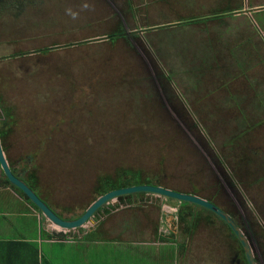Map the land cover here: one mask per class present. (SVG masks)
Returning a JSON list of instances; mask_svg holds the SVG:
<instances>
[{
  "label": "rangeland",
  "instance_id": "rangeland-1",
  "mask_svg": "<svg viewBox=\"0 0 264 264\" xmlns=\"http://www.w3.org/2000/svg\"><path fill=\"white\" fill-rule=\"evenodd\" d=\"M76 2L0 0V124L14 129L7 153L21 158V172L60 210L89 207L98 179H118L123 170L214 198L238 221L255 263L264 264L258 111H229L232 96L212 95L220 72L193 61L194 46L176 44L181 32L134 31L131 15L121 21L113 8L72 7ZM131 205L134 214L166 217L164 230L201 249L204 264L247 263L228 228L200 206L137 193L100 214ZM192 215L210 218L211 226L202 222L189 234Z\"/></svg>",
  "mask_w": 264,
  "mask_h": 264
},
{
  "label": "crops",
  "instance_id": "crops-1",
  "mask_svg": "<svg viewBox=\"0 0 264 264\" xmlns=\"http://www.w3.org/2000/svg\"><path fill=\"white\" fill-rule=\"evenodd\" d=\"M85 4L86 9L113 8L121 21L122 14L131 15L134 31L166 29L172 36L181 32L176 44L194 46L193 61L209 62L220 72L212 75L216 86L212 95L232 96L226 98L233 105L229 111L257 110V119L264 120V0H79L72 7ZM185 30L195 33L185 35ZM2 126L0 140L13 173L58 216L77 219L80 209L60 210L26 182L21 158L7 153V138L14 129L8 133ZM6 178L0 165V264H204L201 249L188 247L164 230L163 224L169 223L164 216L134 214L131 205L114 214L100 211L93 216L95 221L82 227L62 229Z\"/></svg>",
  "mask_w": 264,
  "mask_h": 264
},
{
  "label": "water",
  "instance_id": "water-1",
  "mask_svg": "<svg viewBox=\"0 0 264 264\" xmlns=\"http://www.w3.org/2000/svg\"><path fill=\"white\" fill-rule=\"evenodd\" d=\"M0 165L2 167V170L4 174L7 176L8 180L17 186L19 189L22 190V192L26 195V197L55 225L59 226L62 229H76L79 227H82L86 223H88L93 216L96 214V212L103 207L105 204H108L110 201L119 198L120 196L125 195H133L137 193H151L158 196H162L165 198H170L173 200H178L180 202H187L191 204L198 205L202 208H205L207 210H210L213 212L216 216H218L222 221H224L232 230V232L235 234L239 242L241 243L248 264H256L253 253L250 247V244L244 235L243 231L240 229V227L237 225L235 220L228 215L226 212H224L220 207L215 205L214 203L193 195V194H186V193H180L171 189H167L161 186L156 185H147V184H141L131 187H125L117 190L110 191L100 197L97 198L96 201H94L88 209L84 212L82 216H80L77 219L73 220H65L58 216V214L44 201L42 198H40L39 195L35 193V191L28 186L24 181H22L18 176H16L12 168L9 166L8 161L6 159L4 150L2 148L1 140H0Z\"/></svg>",
  "mask_w": 264,
  "mask_h": 264
},
{
  "label": "trees",
  "instance_id": "trees-1",
  "mask_svg": "<svg viewBox=\"0 0 264 264\" xmlns=\"http://www.w3.org/2000/svg\"><path fill=\"white\" fill-rule=\"evenodd\" d=\"M117 176L119 178L118 179H115V180H114V178L112 179L110 176H101L98 179V185L94 188V192H95V194H97V198L100 197V196H102V195H104V194H106V193H108V192H110V191L117 190V189H121V188H125V187H131V186H136V185H141V184L156 185L155 182H153L149 178L145 177L140 171L133 172L131 170H123ZM30 178H31V174L29 175L28 180H26V182L29 183L30 185H33L35 187L34 183L31 180L32 178L31 179ZM6 180L8 181L7 178H6ZM166 188H168V187H166ZM127 197L134 198V194L133 195L120 196L119 199L122 200V199L127 198ZM206 200L214 203L215 205H217L219 207V205L216 203V201H214V198L213 199L206 198ZM28 201L30 203H32L29 199H28ZM181 203L182 204H185V205H188V206L189 205H194V206L199 207L198 205L191 204V203H187V202H181ZM103 207H101L96 212V214L99 213L102 210ZM86 209H88V207H85V208H81L80 209V212H81L80 213V216H82L84 214V212L86 211ZM202 209H204L205 211H207L210 214L214 215L218 220H220L228 228V230L231 232L232 236L236 239L237 243L239 244L242 253H245L244 252V249H243V247L241 245V243L239 242V240L237 239V237L235 236V234L232 232V230L230 229V227L224 221H222L218 216H216L213 212H211L210 210H207L205 208H202ZM221 209L224 210L223 208H221ZM224 212H226L227 214H229L230 216H232L229 211H225L224 210ZM180 216H181L180 217V222L183 223L184 221H186L183 218L182 215H180ZM192 218H193V221H192L190 227H188V230H187L189 234H195L197 232V230L199 229V225H201L202 222L208 223V226H211L210 224L212 222H211L210 218H203V220L206 219L204 221L202 220V217L199 218L196 215H192ZM234 220L237 223V225L241 228V226L239 225L238 221L236 219H234ZM245 260H247V259H245ZM246 264H248V261H247Z\"/></svg>",
  "mask_w": 264,
  "mask_h": 264
},
{
  "label": "clouds",
  "instance_id": "clouds-1",
  "mask_svg": "<svg viewBox=\"0 0 264 264\" xmlns=\"http://www.w3.org/2000/svg\"><path fill=\"white\" fill-rule=\"evenodd\" d=\"M84 7H85V8H87V7H88V5H87V4H85V5H84ZM71 15H72V18H73V19H76V18H77L76 14H74V13H73V14H71Z\"/></svg>",
  "mask_w": 264,
  "mask_h": 264
},
{
  "label": "flooded vegetation",
  "instance_id": "flooded-vegetation-1",
  "mask_svg": "<svg viewBox=\"0 0 264 264\" xmlns=\"http://www.w3.org/2000/svg\"><path fill=\"white\" fill-rule=\"evenodd\" d=\"M28 171L25 173V176H26V180H28V175H27Z\"/></svg>",
  "mask_w": 264,
  "mask_h": 264
}]
</instances>
